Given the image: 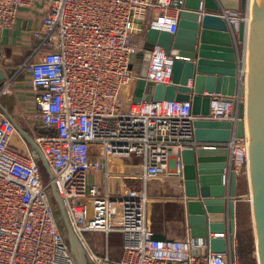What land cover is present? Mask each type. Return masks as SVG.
I'll return each mask as SVG.
<instances>
[{"label":"built area","instance_id":"built-area-1","mask_svg":"<svg viewBox=\"0 0 264 264\" xmlns=\"http://www.w3.org/2000/svg\"><path fill=\"white\" fill-rule=\"evenodd\" d=\"M36 1L45 3L47 12L40 29L33 31L39 45L21 68L29 72L36 92L30 120L43 130L35 141L52 178L46 180L47 172L35 157L14 149L16 127L0 113V264H78L60 229L52 186L90 264H237L233 241L226 254H216L207 239H154L145 192L111 200L101 185L90 182L91 173L104 168L98 157L92 158L94 147L99 156L140 159L146 181L176 182L181 194L182 152L187 149L229 147L238 176L248 165L247 136L227 145L195 140L194 122L200 118L192 114L190 103L133 102L140 77L132 56L143 50L149 29L176 33L185 0H0V34L15 28L21 11ZM251 3L245 12L218 13L240 48L244 76ZM241 23L243 42L238 39ZM136 36L140 43L134 42ZM175 59L179 57L171 51L155 46L144 80L170 85ZM240 101L238 96L232 102L216 96L210 115L202 119L235 124ZM93 232L106 238L103 254L87 239ZM114 236L121 245L118 257L110 248ZM214 237L224 236L210 235Z\"/></svg>","mask_w":264,"mask_h":264},{"label":"water","instance_id":"water-1","mask_svg":"<svg viewBox=\"0 0 264 264\" xmlns=\"http://www.w3.org/2000/svg\"><path fill=\"white\" fill-rule=\"evenodd\" d=\"M252 1L248 71L245 76L244 60L236 40L228 22L218 13L227 10L245 12L249 0H185L176 33L149 29L143 50L132 56L140 77L133 102L190 103L192 114L200 118L194 122L197 142L227 145L245 139L248 134L250 196L238 195V175L232 168L229 147L187 149L182 152V211L192 238L207 239L212 253L226 254L236 233L237 203L250 197L258 264H264V0ZM244 34L245 25L241 23L240 42H243ZM155 46L179 57L172 67L170 85H155L144 80ZM6 86V77L0 70V91ZM216 96H221L226 102H232L235 96L240 97L235 124L202 119L210 115L211 103ZM40 161L52 178L51 169L42 154ZM52 191L77 263L89 264L55 186H52ZM211 234L224 237L210 238ZM154 239L164 240L166 237L155 234Z\"/></svg>","mask_w":264,"mask_h":264},{"label":"crops","instance_id":"crops-1","mask_svg":"<svg viewBox=\"0 0 264 264\" xmlns=\"http://www.w3.org/2000/svg\"><path fill=\"white\" fill-rule=\"evenodd\" d=\"M46 12L45 3L33 2L21 11L15 28L4 30L0 34V70L9 85L6 86L7 89L5 87L0 91V113L15 125L16 133L12 138V146L24 157L32 155L36 158V154L41 156L35 141L39 127L30 120L35 111L36 92L32 88L29 72L21 67L39 45L33 37V31L40 29ZM238 49L240 51V48ZM91 154L93 159L98 157L104 163L100 173L92 172L90 175V182L101 185L104 195H118L123 189L126 190L128 185H133L138 192H145L148 196L147 217L150 216V227L156 234L169 239H183L190 235L182 211L181 190L176 182L166 179L164 182L167 183L148 188L140 159L99 156V148L96 147L91 149Z\"/></svg>","mask_w":264,"mask_h":264},{"label":"rangeland","instance_id":"rangeland-1","mask_svg":"<svg viewBox=\"0 0 264 264\" xmlns=\"http://www.w3.org/2000/svg\"><path fill=\"white\" fill-rule=\"evenodd\" d=\"M251 2H252L251 6H253V1L251 0ZM251 14H252V12H251ZM151 17H152V14L149 13L147 18H146L147 24L151 20ZM251 20H252V15H251ZM140 39H141V37L136 36V39H134V42L136 41V42L140 43L141 42ZM241 50H243L242 47H241ZM248 56H249V54H248ZM247 71H248V68H247ZM122 97L126 100L124 95H122ZM36 158L38 161H40V157L37 154H36ZM40 163H41V161H40ZM238 177H242L241 178V183H242L241 189H242V191L245 192V194H243V196H250V182H249V174H248V165L246 167H244L243 170H241ZM49 179H50L49 175L47 176V173H46V180L49 181ZM164 181H167V180H163V182H151V181L149 182V181H147L146 186L149 188V187L156 186L160 183H167ZM126 188H127L126 190L123 189V192L119 193L118 195L110 196V195H108V193L107 194L105 193V195L109 196V198L111 200L113 198L118 200L125 193L137 194L139 191L136 188H134L133 185L132 186L128 185ZM139 193H143V192H139ZM149 211H151V210H149ZM238 211L240 212L239 218H237ZM57 215H58L60 229L66 235V238L71 245V240H70V237L67 233V227L63 221L62 213L59 210V206H58V214ZM147 221H148V224L150 225L151 224L150 216L147 217ZM240 230L246 239H247V237H253V248H252L251 253H249L248 255L250 256V262L255 261L258 264L256 231H255L254 217H253V213H252V204L250 201V197L244 201L238 202L237 207H236V233L234 234V236H232V239H233L232 241H233V246H234L233 252H232V256H233L232 259H234V257H235L237 260V264H243L242 256L240 255V252H239V248H240L239 231ZM87 239L90 242L91 246H93L95 248V250L98 254H103L105 252V250H106V246H105L106 238L102 233H99V232L88 233ZM110 248H111L112 255L114 257H118L119 253L121 252V245H120L119 236H114L110 240Z\"/></svg>","mask_w":264,"mask_h":264},{"label":"trees","instance_id":"trees-1","mask_svg":"<svg viewBox=\"0 0 264 264\" xmlns=\"http://www.w3.org/2000/svg\"><path fill=\"white\" fill-rule=\"evenodd\" d=\"M41 133H43V130L38 128L36 131V135H39ZM241 178L242 177H238V194L243 196V194H245V192L242 191V189H241L242 188ZM239 217H240V212L238 211L237 218H239ZM239 240H240L239 252H240V255L242 256L243 264H257L255 261L250 262V256L248 255L249 253H251L252 248H253V237H247V239H246L240 230L239 231Z\"/></svg>","mask_w":264,"mask_h":264},{"label":"bare ground","instance_id":"bare-ground-1","mask_svg":"<svg viewBox=\"0 0 264 264\" xmlns=\"http://www.w3.org/2000/svg\"><path fill=\"white\" fill-rule=\"evenodd\" d=\"M246 136H247V138H248V140H249V136H248V134H246ZM236 174H237V171H234ZM147 204H148V202H147ZM119 205V204H118ZM150 208V207H149ZM150 226V225H149ZM70 244V243H69ZM70 247H71V249L73 248L71 245H70ZM78 247V246H77ZM76 250H78V249H76ZM77 253H78V251H77Z\"/></svg>","mask_w":264,"mask_h":264}]
</instances>
